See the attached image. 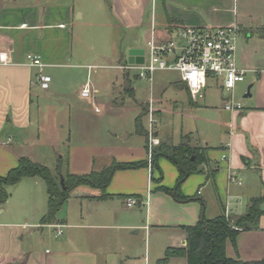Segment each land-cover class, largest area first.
<instances>
[{"label":"crops","instance_id":"0c3cea01","mask_svg":"<svg viewBox=\"0 0 264 264\" xmlns=\"http://www.w3.org/2000/svg\"><path fill=\"white\" fill-rule=\"evenodd\" d=\"M154 5L159 9L154 23L157 40L168 38L180 26L238 27L237 64L245 75L249 73L243 84V97L248 98L243 103L238 100L243 109L223 108L228 97L213 77L207 78L199 100L202 107H192L198 104L179 74L174 84L187 93L189 110L212 106L207 103L210 88L221 95L219 105H213L218 119H206L216 133L192 144L185 137L184 145L204 149L207 156L199 171L180 184L179 191L188 199L176 200L161 189L175 185L178 170L173 164L171 173L164 174L162 168L168 164L162 158L149 168L144 135L137 152L128 145L72 146L63 170L73 174L100 169L111 160L145 161L146 165L116 170L105 190L111 195L107 198L93 197L101 194L100 189L76 186L52 221L42 220L48 192L40 176H24L6 186L8 197L0 202V264H157L167 247L185 245V226L201 216L213 218L222 208L227 216L238 217L247 212L251 198L264 196V0H0V51L8 58L7 64L0 65V176L22 156L46 166L47 156H57L51 144H38L43 105L35 97L52 92V78L49 87L41 89L37 74L67 68L71 58L85 60L74 40L87 44L88 32L108 28L109 35L101 32L96 39L112 48L108 59L118 57L116 62L121 63L125 57L118 61L117 34L123 29L142 31L147 39L151 29L147 15ZM28 54L38 55L43 66H29ZM88 65L94 64L83 65L87 75ZM85 82L78 85L79 96ZM92 85L93 101L96 88ZM154 167L161 170L159 175ZM231 173L234 180L229 179ZM129 197L137 201L131 207L126 206ZM260 208L264 211V200ZM224 252L231 259L264 260V213L250 228L240 229L234 241L227 239Z\"/></svg>","mask_w":264,"mask_h":264},{"label":"rangeland","instance_id":"374dc122","mask_svg":"<svg viewBox=\"0 0 264 264\" xmlns=\"http://www.w3.org/2000/svg\"><path fill=\"white\" fill-rule=\"evenodd\" d=\"M147 16L148 27L152 23H158L159 9L154 5ZM103 30L95 33L88 32V40L85 41L88 42L87 44L80 45L79 38H76L75 49L81 50L83 54L81 57L84 56L86 59L71 58L68 60L67 68L50 71L52 92L43 98L35 97V102L40 101L43 105V128L38 144H51L52 147L49 148L52 151L53 148L58 151L57 156L52 154L44 160L50 169H55L59 155L67 164L70 148L77 145L85 146V148L110 144L128 145L136 147L133 152H137V147H143L145 142L138 129L147 131V142L149 139V99L152 100L155 120V124H152V132L153 135L154 130L158 132L156 137L161 140L160 142L167 138L168 144L183 146L184 140H187L186 136L192 144L195 141L199 142L208 133H216L212 128L213 125L206 119H218V113L213 106L219 105L221 100L218 90L213 88L207 90L210 93V100L207 103H212V106L203 107L204 109L198 112L189 110L187 93L174 84L179 80L177 71L156 70L152 74V80L149 81L138 78L136 70L126 71L113 67L117 64L118 57L113 60L108 59L106 56L112 48L106 45L104 41L106 38L101 43L96 39L98 33L104 32L108 35L111 33L110 28ZM114 32L117 33L113 31V34ZM238 40L239 36L236 39V50ZM107 41L109 42V39ZM145 42V32L123 29L117 34L116 48L119 53H126L130 48L129 43L137 44L144 49ZM87 62L94 64L89 76L96 88L93 101L78 95L79 83L86 81L88 76L87 69L83 68ZM125 62L126 58L122 60V63ZM248 74L245 75V80L236 83L233 89V100L236 102L240 100L243 103L248 98L243 97L246 91L243 84ZM211 81L208 79V82L211 83ZM229 93L224 91L223 95L229 97ZM199 103L198 101V105L192 107H202ZM143 106L147 107L146 113H143ZM155 108L158 109L157 112ZM124 135L129 137L124 138ZM157 146L153 147L155 152L158 151ZM159 158L167 162L168 165L161 168L164 174L169 175L171 168H174L173 163L164 156L159 155ZM153 170L160 174L161 170L158 167H154ZM163 264H185V258L169 259Z\"/></svg>","mask_w":264,"mask_h":264},{"label":"trees","instance_id":"16d2710c","mask_svg":"<svg viewBox=\"0 0 264 264\" xmlns=\"http://www.w3.org/2000/svg\"><path fill=\"white\" fill-rule=\"evenodd\" d=\"M143 113L147 107L143 106ZM138 132L147 137V131L138 129ZM148 143V142H147ZM147 146V144H146ZM158 151L152 150V163L155 164L158 156L169 159L178 170V177L172 188L162 186L161 189L174 196L176 200H187L188 198L179 191L180 184L191 174L198 170L201 163L207 162L204 149L191 147L189 145L173 146L167 142L158 144ZM193 156V159L191 158ZM64 160L62 156L57 159L55 169H50L44 164L33 161L26 156L18 159L15 167L7 174L0 176V202L8 197L5 187L17 183L24 176H40L46 185L48 192L47 212L42 216L43 221L54 220L56 213L61 209L69 198L70 191L79 185H88L101 190V194L93 196L95 199H103L111 195L106 193L113 173L118 169L135 168L146 165L145 161L118 162L111 160L100 169H92L86 174H73L63 170ZM264 196L250 199L248 210L238 217H230L222 212L213 217L201 218L193 225L185 226L186 243L182 247H167L162 258L157 264H163L172 257H184L185 264H264L260 261H241L226 257L224 252L227 239L234 241L240 229H247L254 225L258 217L264 213L260 208Z\"/></svg>","mask_w":264,"mask_h":264},{"label":"built area","instance_id":"2783aa9c","mask_svg":"<svg viewBox=\"0 0 264 264\" xmlns=\"http://www.w3.org/2000/svg\"><path fill=\"white\" fill-rule=\"evenodd\" d=\"M239 36L237 26H180L172 29L166 39L157 40L154 24H151L150 35L146 39L142 63H118L116 68L123 70H136L137 77L152 80L156 70H175L180 74L186 85L190 98L198 102L203 98L207 78H217L221 87L230 92L224 101L223 108L228 111L243 109L240 102L233 100V89L236 83L243 81L246 70L237 64L236 39ZM29 66L42 67L43 63L36 54L27 55ZM8 63L7 53L0 51V65ZM88 76L80 90V96L90 98L93 85L89 78L93 65H88ZM36 81L41 89H47L51 76L39 73ZM149 139L147 143L148 165L151 167L152 150L160 140L153 135L152 124L153 107L149 99ZM97 108V107H96ZM234 174L229 179L234 180ZM137 203L136 199L129 197L126 206L131 207ZM61 229L57 230V234Z\"/></svg>","mask_w":264,"mask_h":264},{"label":"water","instance_id":"95a60500","mask_svg":"<svg viewBox=\"0 0 264 264\" xmlns=\"http://www.w3.org/2000/svg\"><path fill=\"white\" fill-rule=\"evenodd\" d=\"M143 54L144 49L140 47H131L129 48L126 53L121 52L119 57V62L125 57L128 63H142L143 62ZM249 88L248 93L245 96L249 95ZM184 144H187V140H184ZM193 159V156L191 157Z\"/></svg>","mask_w":264,"mask_h":264}]
</instances>
